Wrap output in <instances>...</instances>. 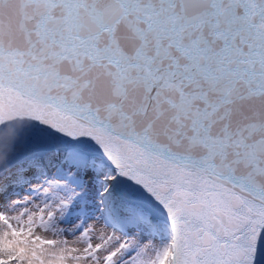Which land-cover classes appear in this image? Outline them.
I'll return each instance as SVG.
<instances>
[{
  "label": "snow or ice",
  "instance_id": "6c2138e0",
  "mask_svg": "<svg viewBox=\"0 0 264 264\" xmlns=\"http://www.w3.org/2000/svg\"><path fill=\"white\" fill-rule=\"evenodd\" d=\"M0 264H264V0H0Z\"/></svg>",
  "mask_w": 264,
  "mask_h": 264
}]
</instances>
